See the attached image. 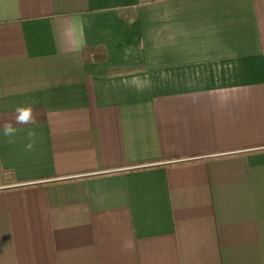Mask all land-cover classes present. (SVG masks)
<instances>
[{
    "label": "crops",
    "instance_id": "obj_1",
    "mask_svg": "<svg viewBox=\"0 0 264 264\" xmlns=\"http://www.w3.org/2000/svg\"><path fill=\"white\" fill-rule=\"evenodd\" d=\"M0 264H264V0H0Z\"/></svg>",
    "mask_w": 264,
    "mask_h": 264
},
{
    "label": "clouds",
    "instance_id": "obj_2",
    "mask_svg": "<svg viewBox=\"0 0 264 264\" xmlns=\"http://www.w3.org/2000/svg\"><path fill=\"white\" fill-rule=\"evenodd\" d=\"M14 114V120L17 124L22 125H34L36 118L33 114V109L31 107H18ZM3 133L9 138V143H14L12 137L16 134V128L13 127L11 120L5 121L2 125ZM36 144V133L34 131L28 132V142L25 144V151L31 152L34 150ZM126 249H131L134 247V242L132 240H127L124 244Z\"/></svg>",
    "mask_w": 264,
    "mask_h": 264
}]
</instances>
